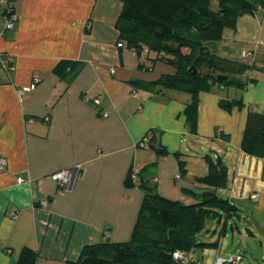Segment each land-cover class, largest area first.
Here are the masks:
<instances>
[{
    "label": "crops",
    "instance_id": "crops-1",
    "mask_svg": "<svg viewBox=\"0 0 264 264\" xmlns=\"http://www.w3.org/2000/svg\"><path fill=\"white\" fill-rule=\"evenodd\" d=\"M121 7L120 0H0V54L11 59L7 71L0 68V158L6 162L0 169V264H15L25 247L36 251L35 264H65L85 245L128 241L143 198L139 181L124 186L130 168L138 173L154 163L144 172L156 176L160 196L199 202L207 189L197 178L208 165L200 154H188L196 149L227 167L226 187L216 192L238 215L224 222L231 228L215 239L217 247L191 250L190 263L232 256L228 244L238 243L249 256L234 264H264V153L241 150L247 113L264 114L263 11L242 14L210 45L219 56L253 64L237 77L255 82L243 90L199 92L193 134L183 113L188 93L146 88L172 67L116 47ZM9 8L17 21L7 30ZM63 59L81 63L65 79L53 71ZM36 77L34 89L18 94ZM238 98L240 109L228 112L218 104ZM149 129L154 132L140 143ZM74 166L79 171L70 190L51 180L52 173Z\"/></svg>",
    "mask_w": 264,
    "mask_h": 264
},
{
    "label": "trees",
    "instance_id": "trees-1",
    "mask_svg": "<svg viewBox=\"0 0 264 264\" xmlns=\"http://www.w3.org/2000/svg\"><path fill=\"white\" fill-rule=\"evenodd\" d=\"M11 2L12 0H8ZM122 7L115 22L118 31L117 43L133 50L138 57L144 50L151 54V65L162 61L173 69L162 74L155 81L146 83V88L186 92L190 100L183 113L191 133L196 132L198 117V94L207 92L212 86L235 87L243 90L250 82L237 77L253 67L234 61L210 51V45L222 38L226 28L233 29L239 16L254 13L260 9L264 13V0H120ZM12 9V8H9ZM118 47V48H122ZM154 61V62H153ZM79 61L60 60L53 71L61 78H69L79 69ZM206 66L215 73L203 72ZM219 76H227L219 81ZM221 109L230 112L232 108L244 106L241 98L219 100ZM154 132L146 131L143 139ZM154 136V135H153ZM145 142L150 143L155 139ZM225 138H228L226 136ZM154 142V141H153ZM158 154H166L165 147L151 144ZM241 150L250 155L264 153V114L249 111L246 116ZM177 155V153H175ZM208 172L197 178L205 189L201 200L185 204L160 196L155 189L156 176L145 170L130 168L124 178L125 187L137 186L143 191L138 218L133 226L130 239L125 242H101L85 245L76 260L65 264H190L188 253L194 248L217 247V240L205 241L198 237L205 221L212 217L231 218L238 215L235 205L217 194L226 187L227 167L219 158L205 155ZM184 162H179L180 175L185 174ZM191 193L188 189H183ZM231 228V226H230ZM226 231L224 225L222 234ZM174 251H181L188 262L175 260ZM37 253L25 247L15 264H35Z\"/></svg>",
    "mask_w": 264,
    "mask_h": 264
},
{
    "label": "built area",
    "instance_id": "built-area-1",
    "mask_svg": "<svg viewBox=\"0 0 264 264\" xmlns=\"http://www.w3.org/2000/svg\"><path fill=\"white\" fill-rule=\"evenodd\" d=\"M4 1V0H2ZM6 16H5V29L10 30L13 29L15 26V23L17 21V15L12 11V9H7L6 11ZM86 28L90 27V24H86L85 25ZM116 47H122L121 43H117ZM251 55V52H243L242 53V57H247ZM11 59L9 57H4L2 54H0V68L4 69L5 71H7L9 69V63ZM113 71V70H111ZM39 78H34L33 81L30 83V85H28L27 87H23L22 89L18 90V94H22L25 91H29L35 88L36 84L38 83ZM106 115V114H104ZM6 162L3 158H0V169L5 167ZM79 171V166H74L71 168H67V169H62L60 171L54 172L50 175V178L52 181L56 182L62 189L64 190H70L73 186V183L77 177ZM180 175H176V178H179ZM24 181H26L23 178H18V182L19 183H23ZM252 199L256 200L258 199V194H253L252 195ZM46 201H41L42 205H45ZM173 258L175 260H179V261H183L184 263L188 262V257L187 255H185L183 252L181 251H174L173 252ZM242 258L241 254H237V255H232L229 256L227 258L224 257H220L217 256L215 257L214 261L212 264H234L237 263L238 261H240ZM201 264V263H199Z\"/></svg>",
    "mask_w": 264,
    "mask_h": 264
},
{
    "label": "rangeland",
    "instance_id": "rangeland-1",
    "mask_svg": "<svg viewBox=\"0 0 264 264\" xmlns=\"http://www.w3.org/2000/svg\"><path fill=\"white\" fill-rule=\"evenodd\" d=\"M89 23V22H88ZM86 23V24H88ZM90 24V23H89ZM91 26V24H90ZM86 28V27H85ZM90 28V27H89ZM89 28H86V29H89ZM129 48L125 49V51H128ZM210 51H212V49L210 48ZM147 50H144V53H146ZM159 62H162L160 60H158ZM164 63V62H162ZM166 64V63H164ZM201 71L203 72H209V73H215V71H213L212 69H209V67H206V66H202ZM245 73V72H244ZM240 77L242 76L241 74H238ZM218 87V91H220V85L216 86ZM225 91H227L229 89V86L228 87H224ZM236 90H238L237 88L235 87H232ZM188 154H194V155H199L202 157V158H205V155L207 154H210L212 156V153L209 152V151H203V150H199V149H196L194 151H192V153H188ZM230 220V218L228 219H225L223 216L220 218V217H212V218H208L206 221H205V224H204V228L203 230L199 233L198 237L205 240V241H210V240H215L219 237H223L222 236V231H223V228H224V222L225 221H228ZM237 224H239V222L236 220ZM226 230L227 232L230 231V224H227L226 226ZM230 240V238H229ZM228 247L232 248V255H235V254H241L242 257H245V258H248L249 254L248 253H243L244 249H243V245L242 244H238V243H234L233 245L231 243L228 244ZM191 254V253H190ZM189 254V255H190ZM191 264V263H190Z\"/></svg>",
    "mask_w": 264,
    "mask_h": 264
},
{
    "label": "water",
    "instance_id": "water-1",
    "mask_svg": "<svg viewBox=\"0 0 264 264\" xmlns=\"http://www.w3.org/2000/svg\"><path fill=\"white\" fill-rule=\"evenodd\" d=\"M219 81H223L227 79V76H219L218 77ZM243 253H247L246 251H244Z\"/></svg>",
    "mask_w": 264,
    "mask_h": 264
}]
</instances>
